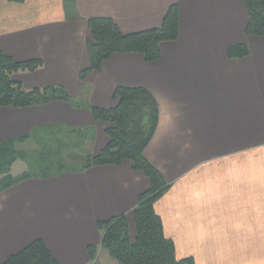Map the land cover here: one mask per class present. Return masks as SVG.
Returning <instances> with one entry per match:
<instances>
[{
    "label": "crops",
    "instance_id": "obj_1",
    "mask_svg": "<svg viewBox=\"0 0 264 264\" xmlns=\"http://www.w3.org/2000/svg\"><path fill=\"white\" fill-rule=\"evenodd\" d=\"M173 3L180 35L161 43L159 60L116 53L81 79L90 18H111L128 34L160 27ZM248 20L245 0H0V52L43 62L16 79L26 89L63 86L71 98L0 107V141L39 148L58 132L76 134L97 154L107 124L90 107H114L119 86L144 87L160 107L145 156L170 185L155 210L178 258L264 264V37L246 34ZM240 43L249 54L230 58L227 49ZM149 188L129 160L26 179L0 193V259L41 238L60 264H93L91 245L100 263L104 254L116 264L97 223L126 214L135 239L133 210Z\"/></svg>",
    "mask_w": 264,
    "mask_h": 264
},
{
    "label": "trees",
    "instance_id": "obj_2",
    "mask_svg": "<svg viewBox=\"0 0 264 264\" xmlns=\"http://www.w3.org/2000/svg\"><path fill=\"white\" fill-rule=\"evenodd\" d=\"M24 2L25 0H10ZM249 20L246 34L264 37V0H245ZM91 38L88 41L90 66L80 73L82 80L94 70H99L106 60L116 53H140L147 62L161 57L162 42L175 41L180 35V8L171 4L160 27L133 33H123L111 18L93 17L88 20ZM247 44L240 43L227 49L230 58L245 57L249 54ZM41 59L16 61L0 52V107L23 108L71 98L63 86H41L26 89L16 79L20 71L34 72L42 66ZM116 105L110 109L91 106L96 121L107 124L105 133L108 143L97 154H89L79 167H61L63 170L80 172L93 166H120L129 160L135 170L144 173L150 181V188L141 194L137 207L133 210L136 237L130 234L129 219L126 214L97 223L102 232L100 246L120 264H196L192 257L178 258L174 242L165 234L162 218L155 210V203L170 188L163 174L146 158L145 150L152 141L160 120V107L155 96L144 87L119 86L114 92ZM54 139L43 141L54 148ZM81 141H84L81 138ZM17 140L0 141V193L33 177H49L55 174H29L15 176L10 172L12 163L27 153L18 150ZM81 144V142H80ZM56 149V148H55ZM53 152V151H52ZM58 153V151H54ZM52 155V153L50 154ZM80 169V170H76ZM5 174V175H3ZM4 177H3V176ZM99 246L91 245L88 251L93 264H102L98 259ZM0 264H60L43 239L31 242L22 251L10 256Z\"/></svg>",
    "mask_w": 264,
    "mask_h": 264
},
{
    "label": "rangeland",
    "instance_id": "obj_3",
    "mask_svg": "<svg viewBox=\"0 0 264 264\" xmlns=\"http://www.w3.org/2000/svg\"><path fill=\"white\" fill-rule=\"evenodd\" d=\"M53 136L55 140L54 145H56V149L54 148V150L46 146L47 142H44L43 148H41L42 146L37 148V143L31 140L25 142L24 144H19L16 148L18 150L25 151L27 153V157L23 159L18 158L14 161L10 172L15 176L21 175L25 172L39 175L43 174V172L55 174L59 171V168L62 165L60 162H63V165L66 167L77 168L92 152L86 142L84 143V141L80 140L79 135L58 132ZM56 137L59 139H55ZM54 151H58V153H55ZM51 153L52 155H50ZM103 253H107L108 259H112L107 250H104ZM102 262L103 264H111L105 258L104 254L102 255ZM115 263L120 264L119 262Z\"/></svg>",
    "mask_w": 264,
    "mask_h": 264
}]
</instances>
